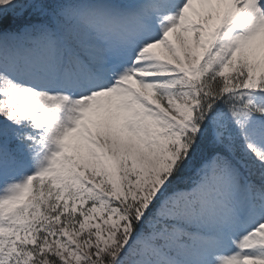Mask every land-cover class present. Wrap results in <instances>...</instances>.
I'll return each instance as SVG.
<instances>
[{"label": "snow or ice", "instance_id": "6c2138e0", "mask_svg": "<svg viewBox=\"0 0 264 264\" xmlns=\"http://www.w3.org/2000/svg\"><path fill=\"white\" fill-rule=\"evenodd\" d=\"M0 264H264V0H0Z\"/></svg>", "mask_w": 264, "mask_h": 264}]
</instances>
